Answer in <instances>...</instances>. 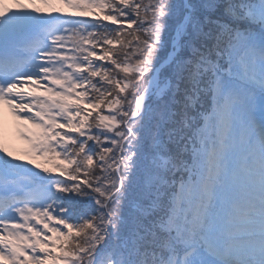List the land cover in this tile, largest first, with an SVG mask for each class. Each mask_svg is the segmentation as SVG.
Listing matches in <instances>:
<instances>
[{
	"label": "snow or ice",
	"instance_id": "obj_1",
	"mask_svg": "<svg viewBox=\"0 0 264 264\" xmlns=\"http://www.w3.org/2000/svg\"><path fill=\"white\" fill-rule=\"evenodd\" d=\"M28 3L0 0V264H264V0Z\"/></svg>",
	"mask_w": 264,
	"mask_h": 264
},
{
	"label": "rangeland",
	"instance_id": "obj_2",
	"mask_svg": "<svg viewBox=\"0 0 264 264\" xmlns=\"http://www.w3.org/2000/svg\"><path fill=\"white\" fill-rule=\"evenodd\" d=\"M5 2H6V6L8 7L13 6V0H5ZM20 2L25 4L27 7H43V5H40V4H29L28 0H20ZM45 11H47V9H45ZM3 120L5 123L4 134L6 135V137L8 138L10 142V147L12 148L15 147V149H17L18 151V154L21 155L22 154L21 150H25L27 145L23 140H20L18 138L13 139V131H14L13 117L5 111V113L3 114Z\"/></svg>",
	"mask_w": 264,
	"mask_h": 264
},
{
	"label": "trees",
	"instance_id": "obj_3",
	"mask_svg": "<svg viewBox=\"0 0 264 264\" xmlns=\"http://www.w3.org/2000/svg\"><path fill=\"white\" fill-rule=\"evenodd\" d=\"M145 2H147V0H145ZM86 19H90V17H86ZM104 23H108V22H104ZM110 27H113V26H111V25H109ZM21 150V149H20ZM15 152L17 151L16 149L14 150ZM21 152H22V154L21 155H23V152H24V150H21ZM17 154H18V151H17Z\"/></svg>",
	"mask_w": 264,
	"mask_h": 264
}]
</instances>
